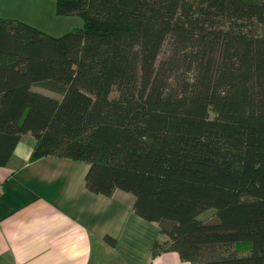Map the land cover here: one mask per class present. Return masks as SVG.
Returning a JSON list of instances; mask_svg holds the SVG:
<instances>
[{
    "label": "trees",
    "instance_id": "trees-1",
    "mask_svg": "<svg viewBox=\"0 0 264 264\" xmlns=\"http://www.w3.org/2000/svg\"><path fill=\"white\" fill-rule=\"evenodd\" d=\"M55 12L84 26L54 37L0 17V159L29 133L31 160L87 163L90 191L129 192L158 224L151 259L264 264V0H55Z\"/></svg>",
    "mask_w": 264,
    "mask_h": 264
},
{
    "label": "crops",
    "instance_id": "crops-1",
    "mask_svg": "<svg viewBox=\"0 0 264 264\" xmlns=\"http://www.w3.org/2000/svg\"><path fill=\"white\" fill-rule=\"evenodd\" d=\"M34 143L23 134L0 159V264H191L173 251L151 259L165 237L133 212L131 193L90 191L87 163L31 160Z\"/></svg>",
    "mask_w": 264,
    "mask_h": 264
},
{
    "label": "rangeland",
    "instance_id": "rangeland-1",
    "mask_svg": "<svg viewBox=\"0 0 264 264\" xmlns=\"http://www.w3.org/2000/svg\"><path fill=\"white\" fill-rule=\"evenodd\" d=\"M0 17L17 19L54 37L84 26V20L80 16L56 14L55 0H0ZM169 50L170 41L167 40L160 50L159 57L166 56ZM32 89L57 96L38 86Z\"/></svg>",
    "mask_w": 264,
    "mask_h": 264
},
{
    "label": "built area",
    "instance_id": "built-area-1",
    "mask_svg": "<svg viewBox=\"0 0 264 264\" xmlns=\"http://www.w3.org/2000/svg\"><path fill=\"white\" fill-rule=\"evenodd\" d=\"M2 193V187H1V185H0V194Z\"/></svg>",
    "mask_w": 264,
    "mask_h": 264
}]
</instances>
